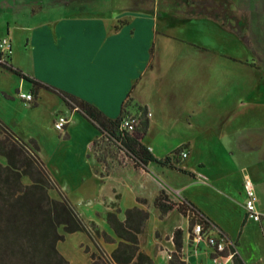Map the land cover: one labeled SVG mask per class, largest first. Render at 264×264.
Here are the masks:
<instances>
[{"label":"crops","instance_id":"0c3cea01","mask_svg":"<svg viewBox=\"0 0 264 264\" xmlns=\"http://www.w3.org/2000/svg\"><path fill=\"white\" fill-rule=\"evenodd\" d=\"M1 38L10 43L14 68L20 60L13 54L21 50L30 77L110 119L127 99L132 114L146 109L151 116L142 144L154 157L179 147L187 153L179 168L188 174L155 164L136 168L126 160L104 172L91 150L97 135L84 126L95 127L75 110L69 109L70 117L60 114L68 120L65 141L73 126L83 131L90 179L84 175L80 182L89 189L75 200L61 194L84 222L114 237L104 216L118 196L120 220L133 207L149 213L139 246L154 264H169L177 228L185 264H232L230 255L214 262L205 241L190 240L177 211L160 218L153 202L164 191L172 201L198 208L236 244L245 264H264V219L246 217L243 191L249 179L264 214V0H0ZM42 91L49 92L40 89L32 107ZM21 182L29 185L25 177ZM48 196L60 199L53 190ZM71 238L74 248L68 247ZM96 244L76 232L64 234L56 249L69 264H91L89 254L109 256L116 248L101 239Z\"/></svg>","mask_w":264,"mask_h":264},{"label":"trees","instance_id":"16d2710c","mask_svg":"<svg viewBox=\"0 0 264 264\" xmlns=\"http://www.w3.org/2000/svg\"><path fill=\"white\" fill-rule=\"evenodd\" d=\"M9 60L10 54L2 69L29 83L34 98L40 89L47 90L61 98L69 109L77 111L96 128L98 136L91 143V150L105 171L109 170L110 163L122 165L126 160L136 168L155 164L188 174L179 168L183 147L158 159L142 144L148 129L146 109L134 107L135 112L132 114L129 112L132 104L127 99L121 105L119 115L110 119L90 103L22 73ZM35 105L36 102H33ZM129 116L138 121L132 132L121 129L123 119ZM38 153L39 146L35 140L31 139L28 143L21 141L0 121V157L5 160V165L0 164V264H69L58 253L56 244L64 240V234L76 232L85 233L95 246L97 239L116 244L109 256L89 254L91 264H154L139 246V236L149 218L147 211L137 207L129 208L124 212V219L120 220L118 215L121 211L116 196L115 201L109 203L111 211L104 216L113 232L114 237H111L100 231L94 222L83 221L58 190ZM23 177L29 180V185L21 182ZM50 190L58 191L60 199H51L48 196ZM153 205L160 218L173 210L181 214L187 221L190 240L194 239L193 227L200 225L204 236L216 237L226 244L220 256L230 255L232 264H245L236 252V244H229L211 220L190 202H174L161 191ZM59 228H62L63 234L58 233ZM171 240L174 250L169 253L168 263L185 264L182 255L183 231L175 229ZM84 252L89 253L87 248H84Z\"/></svg>","mask_w":264,"mask_h":264},{"label":"rangeland","instance_id":"374dc122","mask_svg":"<svg viewBox=\"0 0 264 264\" xmlns=\"http://www.w3.org/2000/svg\"><path fill=\"white\" fill-rule=\"evenodd\" d=\"M197 12L200 15L203 13L202 5L197 7ZM211 42L213 46L218 43L215 40ZM16 58L20 60V65L15 68L31 76L26 71L28 70L27 58L22 55L21 50L14 52L13 59L16 61ZM14 66H16V63H14ZM31 89L32 86L29 83L0 68V121L25 143H28L31 139L36 141L40 149L39 156L58 190L75 200L81 191L89 189L87 182L90 179L88 177L89 169L86 167L87 165L82 157L83 153H81L83 131L80 127L73 126L70 139L65 141V130L57 132L54 129L53 116L63 113L70 117L69 108L57 95L45 91H42L37 99L38 107H32L33 103H23L18 98V93H30ZM75 118H79V116L76 115ZM84 127L88 131L91 129L90 131L98 136L95 128H90L89 125ZM104 172H106L105 169ZM84 175L85 178L87 177L85 186L80 182L81 177ZM68 240L70 241L68 247L74 248V240L72 238Z\"/></svg>","mask_w":264,"mask_h":264},{"label":"built area","instance_id":"2783aa9c","mask_svg":"<svg viewBox=\"0 0 264 264\" xmlns=\"http://www.w3.org/2000/svg\"><path fill=\"white\" fill-rule=\"evenodd\" d=\"M10 43L7 38L0 39V68L6 65L7 55L10 54ZM18 98L26 104L33 103L34 96L31 93H18ZM151 114L147 113V118H149ZM67 118L63 115H58L54 122L53 126L57 132H63L67 125ZM137 119L133 116L126 117L123 119L121 123V129L126 130L127 132H132L137 125ZM187 153L185 151L181 152V158H186ZM243 191H244V209L246 213V217L253 222H261L264 219V214L259 212L256 208L255 202V192L252 182L249 179H246L243 182ZM264 233V228H263ZM193 240L197 243L200 241H205L209 247L213 250V261L218 262L222 258L219 254L225 249L226 244L218 240L213 236H204L200 225H195L192 229Z\"/></svg>","mask_w":264,"mask_h":264}]
</instances>
